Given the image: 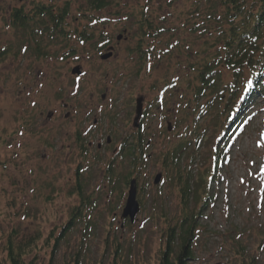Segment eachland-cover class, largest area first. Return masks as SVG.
Masks as SVG:
<instances>
[{
  "label": "rangeland",
  "instance_id": "rangeland-1",
  "mask_svg": "<svg viewBox=\"0 0 264 264\" xmlns=\"http://www.w3.org/2000/svg\"><path fill=\"white\" fill-rule=\"evenodd\" d=\"M32 1L65 2L0 0V51L12 47L0 57L3 242L12 230L38 237L37 253L28 256L35 264H68L78 248L84 264H110L117 241L129 264H159L165 230L177 225L184 211L194 208L190 264H242L243 254L264 264V92L254 98L244 116L226 121L229 111L193 101L194 91L187 86L189 71L177 65L186 52L179 43L195 42L197 36L181 28L182 21L167 18L177 31L173 36L166 31L159 39H150L156 54L147 57L144 65L134 49L138 26L134 21L122 22L113 14V6L94 12L103 17L102 23H95L94 15L69 19L79 32L86 25L89 31L95 27L110 37L112 56L104 61L100 56L108 48L97 49L93 41L79 43L74 35L70 40L60 37L49 43L47 57L35 56L32 45L18 48L15 54L22 35L7 25L9 13L14 3L30 7ZM120 1L125 2L122 12L132 9L135 14L147 5L156 12V21H162L169 10L163 6L166 0ZM70 2L74 14L76 2ZM125 24L127 30L121 31ZM167 41L173 46L172 53H166ZM75 67L80 68V75L73 73ZM223 79L227 80L224 75ZM137 97H143L145 109L144 129L140 130L144 143L150 144L143 146V165L136 178L140 212L129 224L120 219L128 193L124 184L129 165L115 159V167L110 172L106 168L121 141L133 138ZM194 128L200 129L205 139H193L177 166H163L164 152L182 144V136L189 138ZM78 135L91 143L84 152L74 147ZM107 137L112 146L98 149L97 143L104 145ZM215 146L222 156L217 162ZM213 166L207 175L209 188L198 186L196 191L204 196L184 205L178 180L190 175V187L195 189L199 175ZM157 173L162 179L154 184ZM77 186L82 187V196L90 199L86 207L81 206ZM73 212L82 215L68 236L57 243L58 233ZM56 243L58 250L52 252Z\"/></svg>",
  "mask_w": 264,
  "mask_h": 264
},
{
  "label": "trees",
  "instance_id": "trees-1",
  "mask_svg": "<svg viewBox=\"0 0 264 264\" xmlns=\"http://www.w3.org/2000/svg\"><path fill=\"white\" fill-rule=\"evenodd\" d=\"M70 1L65 0L58 5L42 1L33 3L32 1L30 7L26 3H20L21 5L14 3L7 25L13 28L15 33L18 31L22 35L21 42L15 44V54L18 53V48L21 47L23 50L24 45H32L31 50L35 56L38 58L47 57L49 56L47 51L49 43L57 41L60 37L70 40L73 35L77 37L79 43L93 41V43H97V49L103 50L110 45L111 41L104 31H97L95 27L89 31L84 25L79 32L77 26L73 27L69 19L70 17L75 20L89 19L94 15L96 18L94 17L93 21L102 23L103 17H98L94 12L111 10L113 6L115 10L113 14L122 18V22L132 23L134 21V24L138 26L139 38L136 39L134 49L139 52V59H143L144 65L147 62V57L156 54L153 53L154 45L150 39H159L160 35L166 31L171 32L173 36L177 31L174 24L166 22L167 18L182 21L180 27L188 28L189 32L197 36L195 42L182 41L179 43L184 45L186 52L183 56L184 61L177 62V65L186 68L191 73V75L188 73L190 79L187 80V86L194 91V102H200L201 105V102L204 101L205 103L209 102V106L216 105L218 109L229 111L228 116H232L231 120H234L235 117L244 113L255 97L264 92V0H183L181 6H179L181 0H166L163 6L169 10L162 21H156L153 18L155 11H151L147 5L140 7L141 9L135 14L132 9L122 12L121 5L125 2L120 0H74L76 7L74 8L75 13L72 14ZM159 8L161 7L159 6ZM126 28L125 24L121 31ZM172 47V44L167 41L165 44L166 53L168 51L172 53L170 52L173 50ZM11 48L9 47L5 51L1 50L0 57L7 55ZM223 75L227 79L226 81H224ZM183 98L186 99V97ZM199 130L192 129L189 138L182 136L180 139L182 144L173 146L172 149L164 152L163 166L167 168H172L175 164L177 166L182 151L192 143L193 139H198V142L205 139L204 133H199ZM136 136L132 140L125 138L119 151L121 164L128 163L130 169L125 177L124 185H127L134 172H136V174L134 173L136 178L141 174L144 136L142 133ZM84 141L82 140L81 144ZM208 173L209 169L199 175L197 180H200L195 181L198 184L195 189L190 187L192 179L190 175L184 181L178 180L180 183L178 188L182 194L184 205H187L189 199L193 201L195 198L204 196L203 193H196V191L198 186L205 188L207 184L209 185ZM174 179L177 182V178L174 177ZM81 190V186L75 187V192L82 196ZM89 203L88 196H82L81 206L86 207ZM74 212L71 213L68 224H63L61 228L63 230L58 233V235L61 233V236L57 239V243L60 239L68 236L69 230L76 226L75 223L82 215L80 212L77 214ZM194 216V208H191L184 211L177 221V225L167 227L165 247L161 250L159 264H190L195 233ZM37 239L38 237L35 239L33 236L20 235L14 230L5 235L4 242L0 237V264H35L34 259L30 260L28 256L38 251ZM57 243L52 248V252L58 250ZM115 244L112 251L113 260L110 264H129V257L124 258L122 254V245L118 241ZM79 252L78 248L67 263L84 264L83 256L79 255ZM242 259V264H258L252 256L245 257L243 254ZM99 264L105 263L100 261Z\"/></svg>",
  "mask_w": 264,
  "mask_h": 264
},
{
  "label": "water",
  "instance_id": "water-1",
  "mask_svg": "<svg viewBox=\"0 0 264 264\" xmlns=\"http://www.w3.org/2000/svg\"><path fill=\"white\" fill-rule=\"evenodd\" d=\"M120 35L117 37V39H120ZM112 55V52H108L106 54H103V56L101 57L102 59L103 58H109L110 56ZM73 73H77L79 74L80 73V70H79V67H75L74 69H72ZM136 104H137V107H136V112H135V119H134V126H137L138 124V120L139 118L141 117V113H142V97H138L137 100H136ZM161 177V174L158 173L156 174V176L154 177L155 180L154 182L155 183H159L160 181V178ZM128 195H127V198H126V203L122 209V216L123 217H129L130 218V221L132 222V220L134 219V217L136 216V214L139 212V202L138 200L136 199V194H137V190H136V179L132 178V180L130 181V186H129V189H128Z\"/></svg>",
  "mask_w": 264,
  "mask_h": 264
},
{
  "label": "flooded vegetation",
  "instance_id": "flooded-vegetation-1",
  "mask_svg": "<svg viewBox=\"0 0 264 264\" xmlns=\"http://www.w3.org/2000/svg\"><path fill=\"white\" fill-rule=\"evenodd\" d=\"M50 118H53V113H50ZM73 139V138H72ZM84 140L80 135L76 136L75 139H73V143H74V147H78L79 149H83V146L81 144V141ZM111 144V141H109L108 139L106 140V143L103 145L101 144V142H98L97 143V148L98 149H103L102 147L104 146L105 147V150L109 147V145ZM83 145H84V142H83ZM85 147H91V143L90 142H87ZM113 152L116 153V149L113 150ZM124 221V220H123ZM126 222V221H124Z\"/></svg>",
  "mask_w": 264,
  "mask_h": 264
}]
</instances>
